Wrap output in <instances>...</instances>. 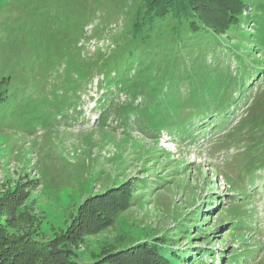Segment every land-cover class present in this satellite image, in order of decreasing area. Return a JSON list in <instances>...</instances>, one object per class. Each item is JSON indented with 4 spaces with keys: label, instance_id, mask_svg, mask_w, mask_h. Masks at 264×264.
<instances>
[{
    "label": "rangeland",
    "instance_id": "374dc122",
    "mask_svg": "<svg viewBox=\"0 0 264 264\" xmlns=\"http://www.w3.org/2000/svg\"><path fill=\"white\" fill-rule=\"evenodd\" d=\"M120 2L0 0V228L11 239L35 229L67 244L84 222L98 221L78 236L90 261L103 257L105 241L126 235L145 249L138 262L158 243L180 255L198 247L202 264H264V76L229 124L200 128L194 144L123 126L114 109L101 108L106 90L117 91L104 67L124 30ZM236 42L264 73V42ZM190 223L198 226L183 228ZM154 255L153 264L181 263Z\"/></svg>",
    "mask_w": 264,
    "mask_h": 264
},
{
    "label": "trees",
    "instance_id": "16d2710c",
    "mask_svg": "<svg viewBox=\"0 0 264 264\" xmlns=\"http://www.w3.org/2000/svg\"><path fill=\"white\" fill-rule=\"evenodd\" d=\"M120 6L125 18L124 30L113 60L104 67L107 84H114L117 91L106 90L111 92L106 95L109 100L101 101L109 105L101 108L114 109L125 127L139 125L155 136L168 133L172 140L183 144H194L206 132L199 133V129L205 130L209 124L221 123V128L229 124L227 119L253 94L257 84L250 86V83L264 76L258 71L262 65L252 64L245 47L236 42L243 37L263 46L264 0H121L118 9ZM253 9L259 15H253ZM246 25H252L250 28L258 33L257 37L250 38L252 34L246 31ZM104 82L99 88L104 87ZM123 96L129 99L125 106L114 107L116 99ZM143 181L145 185L147 181ZM15 202L16 199L7 201L6 215L16 210ZM24 224L28 225L27 229L33 228L30 223ZM182 226L191 230L188 228L198 225ZM183 228L172 234L181 238ZM95 229L98 230V221H86L70 243L66 244V240L55 244L54 239L40 238L35 229L16 240L0 228V264H153L152 260L160 261L154 254L162 257L167 252L169 258L179 255L180 264L203 262L198 247L194 250L189 247L180 255L174 244L162 247L158 243L151 249L154 254L138 262L141 249H145L126 235L105 241L100 247L103 257L90 261L83 258L87 256L79 255L78 236H90ZM203 236L195 235L197 239ZM173 240L178 242L177 238Z\"/></svg>",
    "mask_w": 264,
    "mask_h": 264
}]
</instances>
